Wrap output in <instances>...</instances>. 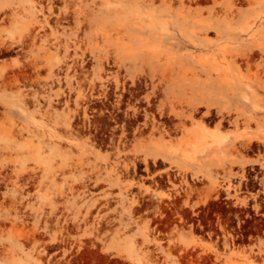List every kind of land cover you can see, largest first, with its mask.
<instances>
[{"label": "rangeland", "instance_id": "1", "mask_svg": "<svg viewBox=\"0 0 264 264\" xmlns=\"http://www.w3.org/2000/svg\"><path fill=\"white\" fill-rule=\"evenodd\" d=\"M0 264H264V0H0Z\"/></svg>", "mask_w": 264, "mask_h": 264}, {"label": "bare ground", "instance_id": "2", "mask_svg": "<svg viewBox=\"0 0 264 264\" xmlns=\"http://www.w3.org/2000/svg\"><path fill=\"white\" fill-rule=\"evenodd\" d=\"M8 24H9V23H8ZM32 29H34V28L31 27V30H32ZM33 33H34V32H33ZM27 34H28V33H27ZM38 35H39V34H38ZM38 35H31V33H30V35H29V34L27 35L26 38H27V39H30V44L32 43V46H36V42H35V40H36V38H37ZM38 37H39V36H38ZM23 39H24V38H23ZM23 42L25 43V41H23ZM26 46H27V45H26ZM27 52H28V51H27ZM38 60L41 61V58H38ZM65 63L67 64V62H65ZM30 64H31L30 66H32V67H34V68L36 69V72H37V73H36V76H34V77L36 78L35 80L38 81V80H39V77H38V73H39V72H38V71L41 69V68H40V67H41V66H40V63H38L37 61H33V60H32V61L30 62ZM46 66H47V65H46ZM75 66H76V64L74 65V67H75ZM26 67H27V65H26ZM61 67H62V66H61ZM72 67H73V64H72ZM74 67H73V68H74ZM47 68H48V70L51 72V74L54 76V74H53V72H52V69L50 68L49 65L47 66ZM69 68H70V67H69ZM76 68H77V67H76ZM76 68H74V69H76ZM31 70H33V68H32ZM18 71L20 72V70H18ZM14 72H15V71H14ZM23 72H24V71H23ZM15 73H16V72H15ZM5 74L8 75L9 73L6 72ZM21 74H22V72H21ZM7 75H6V77H7ZM25 75H26V74H24V76H25ZM14 76H15V75H14ZM16 76H17V74H16ZM22 76H23V75H22ZM26 76H28V75H26ZM6 77H5L4 81L1 83V85H2L3 83H8V82H6V81H7V78H6ZM10 77H11V76H10ZM10 77L8 76V78H10ZM20 77H21V75H20ZM16 78L18 79L19 77H14V79H13V76H12V78H11V79H13L14 81H16L15 84L17 83V79H16ZM23 78H24V77H22V79H23ZM27 78H29V77H27ZM27 78H26V79H27ZM5 80H6V81H5ZM23 80H24V79H23ZM10 81H11V80H10ZM10 81H9V83H10ZM14 81H13V82H14ZM25 81H26V80H25ZM27 81H29V79H28ZM30 81H32V80L30 79ZM33 81H34V80H33ZM53 81H54V79H53ZM13 82H12V85L14 84ZM34 83H36V81H34ZM29 84H31V82H29ZM6 85H7V84H6ZM4 86H5V84H3V87H4ZM91 90H92V89H91ZM20 95H21V99L24 98V97L26 96V94H24V92L22 93V91H21V94H20ZM28 95H29V93H28ZM56 96L59 97L60 94H57ZM84 96H85V95H84ZM84 96L80 95L79 98H78V99H79L78 101H80L81 98L84 99ZM88 96H89V95H88ZM91 97H92V96H91ZM88 98H89V97H87V100H88ZM24 100H25V102L28 101V100H26V99H24ZM85 100H86V99H85ZM87 100H86V101H87ZM19 101H20V100H19ZM29 101H30V100H29ZM22 102H23V101H22ZM22 102H21V103H22ZM92 102H93V100H92ZM85 103H86V102H85ZM85 103H84V104H85ZM90 103H91V102H90ZM26 104H29V102H27ZM67 104H68V102H67ZM88 104H89V101H88ZM29 105H30V104H29ZM85 105L87 106V103H86ZM30 106H31V105H30ZM80 108H81V106H80ZM80 108H79V102H77V108H76V110H74V111H70V110H69V113H68V115H67V123H68V125H69V128H72V125H73V124H72V121H73L76 117H80V119H81V125L79 124V125H80L79 128H80L82 131L85 130L86 132H88V129H90V127L93 126V125H92V126H90V125L93 124L95 121L92 122V121L90 120L91 118L88 117V116L86 115V110H87L88 107H87V108L85 107V108L83 109V115H82V117L79 116V113H80L79 110H80ZM89 108H90V107H89ZM91 108H92V107H91ZM78 109H79V110H78ZM80 111H81V110H80ZM87 111H88V110H87ZM80 115H81V114H80ZM76 121H77V120H76ZM97 123H98V122H97ZM99 126H100V125H99ZM93 127H94V126H93ZM95 127H96V126H95ZM95 127H94V128H95ZM94 128H91V129H94ZM96 128H97V127H96ZM94 131H95V130H94ZM86 132H85V133H86ZM71 133H72V132H71ZM90 136H92V135H90ZM94 137H95V136H94ZM112 139H113V138H112ZM173 151H174V150H173ZM173 151H172V152H173ZM174 153H175V152H174ZM33 169H34V168H33ZM11 172H12V171H11ZM9 175H10V174H9ZM34 176H35V175H34ZM8 177H9V176H8ZM10 178H11V177H10ZM29 178H30V177H29ZM36 179H37V178H36ZM9 180H10V179H9ZM9 180H8V181H9ZM18 180H19V179H18ZM29 184H31V183H29ZM21 189H22V188H21ZM19 194H20V193H19ZM12 204H13V203H12ZM17 204H18V203H17ZM20 205H21V204H20ZM20 205H18V206H20ZM11 208H12V207H11ZM12 209L14 210V208H12ZM18 211H19V210H18ZM14 212H16V210H14Z\"/></svg>", "mask_w": 264, "mask_h": 264}]
</instances>
